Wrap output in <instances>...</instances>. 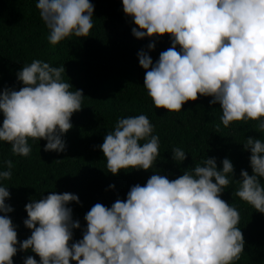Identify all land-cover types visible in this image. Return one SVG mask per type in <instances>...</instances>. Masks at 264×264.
I'll list each match as a JSON object with an SVG mask.
<instances>
[{"label":"clouds","instance_id":"clouds-1","mask_svg":"<svg viewBox=\"0 0 264 264\" xmlns=\"http://www.w3.org/2000/svg\"><path fill=\"white\" fill-rule=\"evenodd\" d=\"M36 7L52 45L73 34L88 37L93 28L90 0H37ZM123 11L138 26L132 28L135 37H172V47L155 64L147 52L138 53L147 70L143 86L156 108L180 112L186 102L210 96V104L222 109L225 128L258 121L256 128L264 131V0H123ZM148 48L154 50L155 43ZM63 72L36 59L17 73L22 88L0 92V141L11 145L13 155L29 156V139L46 140L45 151L66 150L62 137L72 128L71 117L81 110L84 95L69 90ZM153 132L144 114L119 118L99 146L107 170L118 175L121 169L153 168L160 155ZM140 141H145L142 146ZM243 145L251 153L253 174L241 170L233 196L264 213V142L249 136ZM186 158L181 148L172 150L174 161ZM4 163L8 170L0 171V181L12 178L13 161ZM222 164L218 170L216 158L208 157L176 179L152 175L110 208L96 203L86 213L83 238L72 244V229L81 225L66 205L80 203L79 196L53 191L33 200L25 205L24 221L32 233L22 243L12 219L0 215V264H14L17 244L37 254L39 264H235L245 238L237 227L239 212L221 198L234 165L228 158ZM10 196L0 186V212L14 211L5 202ZM24 264L38 261L28 256Z\"/></svg>","mask_w":264,"mask_h":264},{"label":"trees","instance_id":"trees-1","mask_svg":"<svg viewBox=\"0 0 264 264\" xmlns=\"http://www.w3.org/2000/svg\"><path fill=\"white\" fill-rule=\"evenodd\" d=\"M90 2L94 13L89 36L73 34L52 45L48 40L50 30L36 7L37 0H0V92L22 88L17 73L24 64L39 59L53 67H63L62 81L71 85L70 91L82 90L84 95L81 110L71 117L72 128L62 137L65 151H45L46 140L29 139L32 151L25 157L13 155L11 145L0 141V171L8 170L6 160L13 161L12 178L0 181V186L8 188L11 196L5 202L14 208L13 212L0 215L12 219L22 243L32 233L24 224L28 218L26 204L53 191L76 194L80 203L72 201L66 205L72 209L73 220L81 225L72 229V244L83 238L86 213L96 203L110 208L118 199L126 201L131 187L146 185L152 175L176 179L197 164L203 166L208 157L216 158L217 168L222 170V161L228 158L234 173L228 174L230 184L221 198L239 212L237 227L245 238L244 252L235 264H264V213L233 196L239 187L241 170L253 174L251 153L244 150L243 143L249 136L264 142V131L256 128L258 121L233 122L225 128L219 103L210 104L213 97L203 95L186 102L180 112L156 108L143 86L147 70L139 64L138 53L147 52L155 64L160 53L172 47V37H135L132 28L138 26L123 11V0ZM151 43H155L154 50L148 48ZM140 114L154 125L160 155L149 170L121 169L114 175L107 170L106 157L99 146L119 118ZM3 119L0 110V126ZM144 142L140 141L141 146ZM177 147L187 157L180 163L172 159V150ZM260 182L264 186V178ZM17 248L14 264H24L28 256L35 257L39 264L40 257L31 249L19 250V244ZM71 264L77 262L73 260Z\"/></svg>","mask_w":264,"mask_h":264}]
</instances>
